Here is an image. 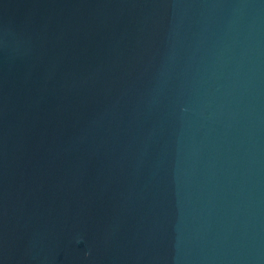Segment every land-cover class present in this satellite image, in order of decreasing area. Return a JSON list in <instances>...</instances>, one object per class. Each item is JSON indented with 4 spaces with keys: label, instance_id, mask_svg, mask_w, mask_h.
Here are the masks:
<instances>
[{
    "label": "water",
    "instance_id": "water-1",
    "mask_svg": "<svg viewBox=\"0 0 264 264\" xmlns=\"http://www.w3.org/2000/svg\"><path fill=\"white\" fill-rule=\"evenodd\" d=\"M0 264H264V0H0Z\"/></svg>",
    "mask_w": 264,
    "mask_h": 264
}]
</instances>
